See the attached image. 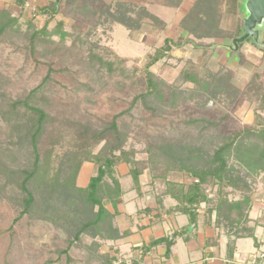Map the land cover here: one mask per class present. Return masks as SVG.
<instances>
[{"label":"rangeland","instance_id":"374dc122","mask_svg":"<svg viewBox=\"0 0 264 264\" xmlns=\"http://www.w3.org/2000/svg\"><path fill=\"white\" fill-rule=\"evenodd\" d=\"M52 1L56 0H29L25 8L20 9L16 0H0V27L7 26L0 36V264H102L98 244H105L101 251L108 252L111 248L112 256L117 250L118 261L112 264H133L138 253L132 251V244L123 241L117 246L111 245L97 237L94 231L83 235L69 249L68 256L62 255L73 241L74 232L82 225L78 218L87 215L81 211L84 209L81 202L68 201L64 193H54L52 197L48 192L42 193L45 188H41V181L48 188L54 183L62 185L69 174H73L78 148L85 143L84 139L96 136L113 121L124 135V148L139 152V159H146L151 152L159 150L164 159L176 166H180V160L192 157V168H208L216 149L254 120L252 110L256 105L245 101L244 96L231 86L244 85L254 72L262 70L264 21L257 27L261 31L259 39L250 36L241 45L251 46L254 53H247L250 61L245 60L248 65L243 68L245 70L238 69L239 76L229 69L237 68L236 64L234 67L231 63L223 66L225 53L206 57L190 44L175 46L171 55L151 69L158 94L147 97L145 67L164 40L149 38L150 27H145L143 37L136 34L135 39L129 40L123 30L116 33L115 42L109 41L108 32H104L102 23L97 25L96 21V9L102 5L101 1L58 0L60 13L51 20L38 9ZM237 1L236 27L239 31L233 34L242 38L246 34L247 1ZM68 4L73 5V9ZM218 5L213 4L205 11L206 19L213 27L226 21H223L226 19L224 9ZM113 7L117 8L116 5ZM196 13L204 15L203 11ZM60 20L66 22L63 30L70 32L65 40L61 39V32H57L58 27L54 30ZM47 22L48 31H41ZM216 48L217 51L226 49L223 45ZM111 50L126 61L118 59ZM202 58L205 62L202 66L197 65ZM44 81L38 97L32 102L48 116L38 141L40 167L44 168L48 162V169L41 171L44 176H40L39 185L37 179L30 185L36 196V212L15 223L23 211L20 200L25 196L19 187L23 180L20 171L32 168L34 151L28 137L31 112L19 107L10 114L13 112L11 106L17 100H24ZM214 82L213 86L211 83ZM245 137L259 142L252 135ZM106 142L98 143L94 153L101 151ZM229 165H235V162L229 160ZM165 167L161 166L160 174L164 173ZM128 170L126 165L120 166L117 177L125 192L138 194ZM235 170L234 175L242 177L248 184L247 195L254 199L250 214L253 221L249 225L256 226L255 244L262 248L246 264H257L258 260L264 264V174L248 175L239 166ZM94 173V165L85 164L79 175L81 183L79 178L77 180L78 186H86ZM143 180L142 187L149 191L148 194L161 193V182L155 190L150 185L149 171ZM180 180L187 184L193 181L185 172ZM225 191L231 201L242 200L245 195L231 188ZM202 216L207 222V217ZM133 218L134 223H138L139 215H133ZM117 222L123 229L130 225L129 221L124 223L123 218ZM202 230L203 227L196 232L204 233ZM223 235L227 236L224 232ZM243 260L246 257L237 258L239 262ZM143 263L148 264L142 260Z\"/></svg>","mask_w":264,"mask_h":264},{"label":"trees","instance_id":"16d2710c","mask_svg":"<svg viewBox=\"0 0 264 264\" xmlns=\"http://www.w3.org/2000/svg\"><path fill=\"white\" fill-rule=\"evenodd\" d=\"M28 2L29 0H16V4L20 9H24ZM60 7L61 3L59 4L58 0H56L50 2L47 6L40 7L38 10L41 15L55 20L60 13ZM71 9H73V6ZM96 10L97 13L95 15L100 19L99 21L98 19L96 20L98 22L97 25L101 22L104 32L106 33L112 29L115 23L122 21L121 15L116 9L114 12H111L109 9L100 10V8H98ZM84 21H87V19H84ZM48 23L49 22L46 23L41 31H48ZM65 25L66 22L60 20L54 28V30H56L58 27L57 32H61L62 40L70 36V32L66 33L63 30ZM97 25L95 26L97 27ZM95 26L92 25L94 28ZM6 27L5 24L1 25L0 36L5 31ZM54 30L51 32H54ZM238 37H240V35L233 37V40ZM185 44H190L196 49L202 48L200 44L189 38L180 39L179 41L166 39L164 44L158 47L155 54L150 57L145 67L148 88L147 97L158 94L157 85L153 80L154 74L151 69L168 55H171L175 46L182 47L185 46ZM111 51L114 52V50ZM114 53L118 59L126 61L125 58H120L116 52ZM102 63H104V61ZM110 65L112 64L110 63ZM188 77L191 78V76ZM258 78L259 75H256L254 80H251L244 90L237 88L235 85L231 86L240 96H244L245 101H249V103L252 102L253 105H256L253 108L254 120L251 125L236 132L216 149L209 160V164L207 165L208 168H192L194 161H191V156L189 160H180V166H176L175 163L171 164L164 159V155L161 154L159 150H155L154 153L151 152L146 159H139V152L134 149L126 150L124 148V135L119 131L116 121H113L108 128L99 132L96 136L92 135L84 139L85 143L78 148L79 153L73 164V174L70 173L62 185L58 186L57 183H54L48 188L47 185L41 181L43 183L41 188H45V191L40 189L43 191L42 193L48 192L49 197H52L54 193H64L68 201L72 200L73 203L81 202L84 208L81 211L87 215H84L83 219L78 218L82 220V225L74 232V238L69 248L61 252V254L68 256L69 249L75 243L79 242L83 235H90L89 232L91 231H94L97 237L105 242L122 240L130 234V231H122L117 225L116 220L120 215L117 210V203L125 193L117 174L120 166L126 165L129 169L128 176L132 178L134 186L139 194H143L141 179L147 171L151 174L150 185L154 187V190L157 187V183L161 182L162 191L161 193L155 194H158L157 204L159 211L161 209L164 212H158L156 218L161 219L162 215L165 213L169 215L183 214L188 216L190 227L195 225V227L198 228L199 220L203 217L202 215H205V217H207L206 224H214L218 236L223 235L224 232L230 239L227 258L230 262H233L236 250L235 241L237 239H257L255 236L256 226L251 227L249 225L253 221L250 218V214L253 210L254 199L251 195H247L249 193V191H247L249 187L245 179L238 175H234V172L239 166L241 169L246 170L248 175L257 176L264 174V86L260 85ZM195 81L198 83V80ZM215 82L211 84L214 86ZM44 84L45 81L40 87L33 90L24 100H17L11 106L13 112H10V114L18 111L19 107H25L31 112V129L29 136H27L30 138L34 151L32 168H24L20 171L23 180L19 187L25 196L20 200L23 211L19 218L15 220V223L25 215L36 212V196L31 191L30 185L35 179H37L36 182H38L39 185L40 181L38 180L40 176H44V173L41 171H47L48 169V162L45 164L44 168L43 166L40 167L41 157L38 151L39 137L42 134L43 126L48 116L45 111L33 105L32 102L33 99L38 97L37 94ZM140 97L144 98L145 96L140 95ZM246 135L256 137L259 142L247 140V137H245ZM103 140L107 141L106 146L95 154V147ZM196 160L195 158V162ZM229 160H233L235 165H229ZM87 163L94 165L96 174H93L86 187H80L77 184V180L82 167ZM162 165H166V167L165 170H163L164 173L160 174ZM183 172L187 173V176L193 179L191 184H187L180 180ZM5 174H8V172L5 171ZM227 188L245 194L243 199L239 201L229 200L225 191ZM166 197L175 200L177 205L171 209H165L163 201ZM106 200L111 202L114 212L109 211L105 207L104 201ZM153 212V208H146L140 213L151 215ZM78 214H80V212ZM88 215H90V218ZM180 236L181 233H174L171 236L156 239L148 245L136 247L135 250L140 251L141 254L140 259L137 258L133 260V264H141L144 257L151 252L152 249L161 245L166 246V258L168 259L171 256L172 246ZM187 239L188 238H186V240ZM103 246H105V244L97 245V250H99L98 254H100L99 257H102V264H112L118 261L116 255L117 250L114 251L115 255L112 256L113 250L111 248L107 250L108 252L100 250ZM257 264L263 263L261 260H258Z\"/></svg>","mask_w":264,"mask_h":264},{"label":"crops","instance_id":"0c3cea01","mask_svg":"<svg viewBox=\"0 0 264 264\" xmlns=\"http://www.w3.org/2000/svg\"><path fill=\"white\" fill-rule=\"evenodd\" d=\"M99 1L102 3V5L99 4L97 6L100 8V10L109 9L111 12H114L116 9L122 18V21L115 23L112 26V29L108 31L107 39H109V41H114V39L117 38L116 33L123 32V30L124 33H127L126 35L129 40L135 39L136 34L140 35V37H143L145 27H150L149 31L152 34H150L149 38H162L164 40L163 42H165L166 39L179 40L189 38L202 46V48L198 51L199 53H203L204 56L206 55V57L207 55L208 57H212L213 53L217 52H222V54L225 53L226 57H223L222 59L224 60L222 61L223 66H230L232 64V67H234L236 64L237 68L229 67V69L233 70L237 76H239L238 73H240L238 71L239 68L243 69L248 66L245 62V60L250 61L247 53L250 52L251 55L254 53L251 46L246 48L245 45L241 46L242 44H240L239 49L237 50L233 44V37L237 36L233 33L239 31V28L236 27L237 16L239 14V3L237 0H221V3H219L218 0H215V2L213 0ZM213 4H220L218 6L223 7L226 15V19L224 18L223 20H226L225 23L222 22L221 24L220 21L218 27H213L210 24L211 21L206 19L205 11L212 7ZM114 5H116L117 8H114ZM69 6L72 7L73 5ZM196 11H203L204 15L198 16ZM198 24L205 26L199 27ZM206 27L207 30L203 31V28ZM210 27L211 29H209ZM217 45H223V47H226V49L217 51ZM204 62L205 59L203 61L202 58V60L196 62V64L202 66ZM256 75H260L258 82L260 85L264 86L263 63L262 70H257L254 72L251 78L246 83H244V85L237 84V87L241 90H244L248 83ZM144 176L141 179L142 186H144ZM79 183H81L80 178ZM80 187H83V185H80ZM142 193L143 194H133L132 192H125L122 195L120 201L117 203V210L120 215L116 220L123 218L124 223H128L129 221L130 225H127L128 228L125 229H123L118 222L117 225L122 231H130V234L122 240L115 242L110 241L109 243H112L111 245L116 246L119 244V242L123 241V243H130L132 244V251L136 254L138 253L137 258H140L141 253L140 251L135 250L136 247L148 245L156 239H160L165 236H171L174 233H181V236L176 239L175 244L172 246L171 256L168 259L166 258L167 248L165 245H161L152 249V251L144 257L145 263L165 264V262H167V264H246V262L250 260L254 253H259L258 251L262 249L261 246H257L255 244L254 239H237L235 241L236 250L234 259L233 262H230L227 258L228 246L230 244L229 238L225 235L218 236L217 230L213 227L214 225L206 224L204 217H201L199 220L198 228H196L195 225L190 227L188 216L183 214L169 215L165 213L162 215L161 219H158L156 218V215L158 212L163 211L161 209L159 211L157 204L158 194H148L149 191L144 190V187H142ZM106 201L108 203L107 205L105 204ZM106 201H104L105 207L109 211L114 212L111 202L109 200ZM163 205L165 209H171L177 205V202L170 197H166L163 201ZM146 208H153L154 212L151 215L140 213ZM133 215H139L140 219H138V223H134ZM145 220H147L146 223H144ZM202 220L203 224H201ZM202 227V231H204V233L196 232ZM186 238L188 239L186 240ZM240 256L246 257V260L240 262L237 261V258ZM137 258H134L133 260Z\"/></svg>","mask_w":264,"mask_h":264},{"label":"water","instance_id":"95a60500","mask_svg":"<svg viewBox=\"0 0 264 264\" xmlns=\"http://www.w3.org/2000/svg\"><path fill=\"white\" fill-rule=\"evenodd\" d=\"M60 1V0H59ZM248 17L245 19V36L234 40V46L239 49L240 44L244 43L250 36L256 40L260 37V31L257 29L260 23L264 21V0H246Z\"/></svg>","mask_w":264,"mask_h":264}]
</instances>
